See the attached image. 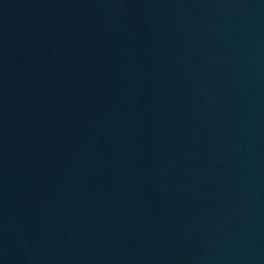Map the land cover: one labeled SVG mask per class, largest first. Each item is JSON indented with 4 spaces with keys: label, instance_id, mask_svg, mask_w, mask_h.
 I'll return each instance as SVG.
<instances>
[{
    "label": "water",
    "instance_id": "1",
    "mask_svg": "<svg viewBox=\"0 0 264 264\" xmlns=\"http://www.w3.org/2000/svg\"><path fill=\"white\" fill-rule=\"evenodd\" d=\"M0 264H264V0H0Z\"/></svg>",
    "mask_w": 264,
    "mask_h": 264
}]
</instances>
